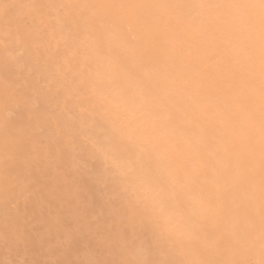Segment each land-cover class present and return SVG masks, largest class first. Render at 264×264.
<instances>
[{"label": "snow or ice", "instance_id": "snow-or-ice-1", "mask_svg": "<svg viewBox=\"0 0 264 264\" xmlns=\"http://www.w3.org/2000/svg\"><path fill=\"white\" fill-rule=\"evenodd\" d=\"M0 264H264V0H0Z\"/></svg>", "mask_w": 264, "mask_h": 264}, {"label": "rangeland", "instance_id": "rangeland-1", "mask_svg": "<svg viewBox=\"0 0 264 264\" xmlns=\"http://www.w3.org/2000/svg\"><path fill=\"white\" fill-rule=\"evenodd\" d=\"M8 258L5 251L0 248V260Z\"/></svg>", "mask_w": 264, "mask_h": 264}]
</instances>
